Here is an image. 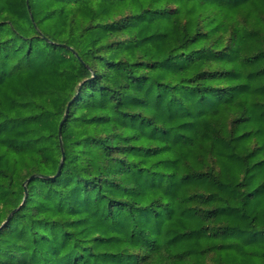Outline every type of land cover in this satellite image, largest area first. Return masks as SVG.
I'll list each match as a JSON object with an SVG mask.
<instances>
[{
  "label": "trees",
  "instance_id": "trees-1",
  "mask_svg": "<svg viewBox=\"0 0 264 264\" xmlns=\"http://www.w3.org/2000/svg\"><path fill=\"white\" fill-rule=\"evenodd\" d=\"M0 264H264V0H0Z\"/></svg>",
  "mask_w": 264,
  "mask_h": 264
},
{
  "label": "water",
  "instance_id": "water-1",
  "mask_svg": "<svg viewBox=\"0 0 264 264\" xmlns=\"http://www.w3.org/2000/svg\"><path fill=\"white\" fill-rule=\"evenodd\" d=\"M65 119H66V116H65V118L63 119V121L61 122V125H60V136H61L62 126H63V124H64V122H65ZM64 162H65V155H64V152H63V157H62V161H61V164H60V167H59L58 174L61 172L62 167H63V165H64ZM58 174H57V175H58ZM26 192H27V190H26ZM14 212H15V211H13V212L11 213V215L8 217V220H9L10 217L14 214Z\"/></svg>",
  "mask_w": 264,
  "mask_h": 264
}]
</instances>
